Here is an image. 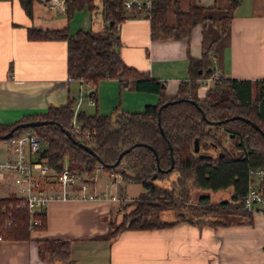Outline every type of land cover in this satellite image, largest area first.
I'll return each mask as SVG.
<instances>
[{
  "label": "trees",
  "instance_id": "1",
  "mask_svg": "<svg viewBox=\"0 0 264 264\" xmlns=\"http://www.w3.org/2000/svg\"><path fill=\"white\" fill-rule=\"evenodd\" d=\"M18 1L30 17L33 0ZM186 1L151 0L149 13L145 16L149 20L150 35L187 39L192 27L205 22L206 17L204 8L190 3L184 5ZM238 3L239 0H228L219 19L221 32L226 29ZM83 7L90 12L92 21L103 23L99 30L78 29L70 33L67 29L42 31L28 28V38L64 40L67 73L71 78L93 87L101 79L114 78L121 88L157 93L158 102L148 104L140 111L118 109L101 114L81 109L75 111V99L70 98L62 105L49 106L42 114L26 115L12 124L0 123V140L21 122L46 120L39 125L18 126L12 135L27 130L37 134L43 145L35 157L45 158L54 171L59 172L68 166L86 176L100 163L104 171L118 173L122 179L140 184L142 191L120 205L121 217L111 224L112 236L125 229L166 227L179 220L208 224L227 222H206L207 219L198 217L208 212L220 211V215H236L250 221L251 213L243 210L241 204L246 192L248 168L264 164V78L220 77L207 88L202 98L197 97V79L211 71L207 70L210 44L199 58L189 57L187 78L180 82L176 94L166 95L161 81L126 64L120 54L121 43L115 25L137 16L135 11L139 10H124L123 0H65L68 17ZM89 93L92 94V90ZM164 102L168 104L163 106ZM233 116L254 121L263 134L249 122ZM215 128L235 138L234 150L222 145ZM195 139L198 140V151H194ZM81 144L89 145L94 153L85 150ZM171 159L173 165L169 170ZM172 175L174 177L170 179ZM166 179H170L169 185L162 183ZM193 189L204 191L197 197L202 207L181 204L191 198ZM225 189H229L227 198L217 202L211 200L210 192ZM18 203L19 199L14 195L0 197V222L11 220V224L0 229L3 238L30 237V214ZM179 207L184 211L178 210ZM175 209L181 214H175L172 220L161 217L162 212ZM37 217L41 223L35 225L34 230L43 229L45 211ZM36 241L40 256L47 261H65L70 256V241L67 239L44 237Z\"/></svg>",
  "mask_w": 264,
  "mask_h": 264
},
{
  "label": "crops",
  "instance_id": "2",
  "mask_svg": "<svg viewBox=\"0 0 264 264\" xmlns=\"http://www.w3.org/2000/svg\"><path fill=\"white\" fill-rule=\"evenodd\" d=\"M187 3L204 8L206 17L192 27L187 39L152 37L143 14L118 22L115 28L124 62L161 81L170 96L188 76L189 57L199 58L210 44L207 63L211 71L229 78H264V0H239L223 32L219 19L228 0H187L183 4ZM90 17L85 7L68 17L65 0H33L30 17L18 0H0V123L42 114L70 98L75 99L77 110L101 114L118 109L140 111L158 102L157 93L121 88L114 78L101 79L94 87L71 78L64 40L27 36L28 28L67 29L70 33L99 30L103 23ZM208 83H198L197 97L205 95L211 87ZM84 88H91L92 94L82 95ZM7 156L2 139L0 162ZM92 185L118 200H50L44 209L43 229L32 231L29 239L0 240V264H264V218L259 213H252L250 221L236 215L223 224L179 220L166 227L125 229L112 236L111 224L121 217L120 205L142 190L128 195V181L106 171L97 172ZM13 191L10 174L0 169V197L13 195ZM44 237L69 240V258L43 259L36 239Z\"/></svg>",
  "mask_w": 264,
  "mask_h": 264
},
{
  "label": "built area",
  "instance_id": "3",
  "mask_svg": "<svg viewBox=\"0 0 264 264\" xmlns=\"http://www.w3.org/2000/svg\"><path fill=\"white\" fill-rule=\"evenodd\" d=\"M150 6L151 0H123L124 10H139L142 11L143 16L149 13ZM220 77L222 76L219 72L210 71L199 77L197 82L214 83ZM86 91L85 95L90 96L89 90ZM4 141L8 156L0 162V169L10 174L14 185L13 195L19 199L18 205L25 207L30 214V231H34V226L41 223L37 215L44 211L50 200H118L115 195L106 191L97 192L92 185L97 172L104 171L100 163H97L94 170L86 176L80 175L68 166L56 172L48 165L45 158L35 157L42 148L43 140L31 130L12 135ZM109 174L118 175L114 172ZM241 208L251 214L259 213L264 218V164L248 168L246 192ZM7 224H11L10 219L4 223L0 222V229ZM1 239L3 236L0 232Z\"/></svg>",
  "mask_w": 264,
  "mask_h": 264
},
{
  "label": "rangeland",
  "instance_id": "4",
  "mask_svg": "<svg viewBox=\"0 0 264 264\" xmlns=\"http://www.w3.org/2000/svg\"><path fill=\"white\" fill-rule=\"evenodd\" d=\"M129 12H131V11H129ZM135 12H137L136 14H143L142 13V11L141 12H139V11H135ZM208 85L209 86H212L213 85V83H211V82H209L208 83ZM91 89V88H90ZM90 89H81L80 90V93L83 95V94H85V91L86 90H89L90 91ZM87 92V91H86ZM85 107H91V106H88V105H85ZM86 109V108H85ZM74 110L75 111H77V109L76 108H74ZM214 128V127H213ZM215 133H216V136H217V138H219L220 139V141H221V143H222V145L226 148V149H230V150H234V143H235V138H233L231 135H229V134H226V132H224L222 129H220V128H215ZM212 152H214L215 153V151H213L212 150ZM109 173V172H108ZM119 175V174H118ZM174 177V175H172V177H170V179L171 178H173ZM170 179H166V180H164L162 183L163 184H165V185H169V180ZM130 185H129V187H128V190H127V193H128V195H130V193H132V192H134L136 189H140V190H142V187L140 186V184H137V183H132L131 184V182H128ZM202 192H204V191H201L200 189H193V193H192V196H191V198L189 199V200H186L185 202H182L181 204H184V205H188V206H190V205H192L193 207H195L196 205L197 206H201L202 207V205L201 204H199L198 202H197V197H198V195L199 194H201ZM211 193V200L213 201V202H217L218 200H220V199H222V198H227L228 197V194H229V189H225V190H222V191H218V192H210ZM132 200V199H131ZM131 200H129V199H127V201H125V202H128V201H131ZM186 210V212H188V207H186L185 208ZM127 210H129V207L127 208ZM178 210H182V211H184V208H182V207H179L178 208ZM175 214L177 215V214H181V212H179V211H177L176 209L174 210V211H170V210H168V211H164V212H162L161 213V217L163 218V219H171V218H174L175 217ZM188 214V213H187ZM189 215V214H188ZM232 216H234V215H232ZM198 217H201L202 219L201 220H204V219H207L206 220V222L207 221H209V220H213V221H216V220H228V219H230V216H227L226 214H221L220 215V211L219 212H208V213H204V214H201V216H198ZM120 219V218H119Z\"/></svg>",
  "mask_w": 264,
  "mask_h": 264
},
{
  "label": "water",
  "instance_id": "5",
  "mask_svg": "<svg viewBox=\"0 0 264 264\" xmlns=\"http://www.w3.org/2000/svg\"><path fill=\"white\" fill-rule=\"evenodd\" d=\"M111 24H112V22H109V25H111ZM207 70H210V68H208ZM167 104H168V102H164V103H163V106H164V105H167ZM233 117H237V118H240V119H242V120H244V121L249 122L254 128L258 129V130L263 134V131L258 127V125H257L254 121H252V120H250V119H248V118H246V117H243V116H233ZM45 122H46V120H31V121L21 122V123L17 124V126L12 127L8 132H6V133L2 136V138H3V139H7V138H9L10 136H12L14 129H15L16 127H18V126H21V127L34 126V125H39V124H41V123H45ZM217 122L219 123L220 121H217ZM69 135H70V134H69ZM81 146H82L85 150H87L88 152L94 153L89 145L81 144ZM151 148H152L154 154L156 155V151H155V149H154L153 147H151ZM169 148H170V150H171V146H170V145H169ZM198 149H199L198 140L195 139V140H194V151H198ZM125 151H127V149H125L124 152H125ZM121 155H122V153L119 154L118 159L121 157ZM200 155H202V154H200ZM157 165H158V164H157ZM172 165H173V160L171 159V164H170V166H169V168H168L169 170L172 168Z\"/></svg>",
  "mask_w": 264,
  "mask_h": 264
}]
</instances>
